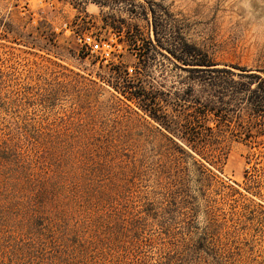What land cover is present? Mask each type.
<instances>
[{"label":"rangeland","instance_id":"obj_1","mask_svg":"<svg viewBox=\"0 0 264 264\" xmlns=\"http://www.w3.org/2000/svg\"><path fill=\"white\" fill-rule=\"evenodd\" d=\"M148 7L161 29V43L154 46L142 41L154 38ZM83 36L91 39V47L79 39ZM176 37L234 75L178 67L167 51ZM146 51L153 60L149 76L139 75L138 56ZM239 68L263 75L264 0H0V149L8 146L3 154L13 162H0V172L16 179L15 188L21 189L30 143L43 144L38 158L42 169L59 163L58 158L68 165L78 159L79 172H86L88 162L90 170L99 171L93 183L103 199L92 203L93 214L108 208L111 214L131 211L147 197L156 198L155 208L163 217L161 225L147 220L143 235L158 238L144 246L142 256L147 257L142 260L155 262L162 256V261L169 257L168 264H264V113L242 103L228 107L227 121L208 122L231 136L226 158L218 167L207 164L212 177L191 184L197 192L192 209L167 215L160 211L153 185V164L165 139L154 121L129 112L127 105L137 109L136 104L112 87L121 82L117 76L134 82L140 78V87L156 97L160 112L182 119L192 112V101L208 97L210 77L246 80L236 74ZM235 85L244 88L240 82ZM120 173V180L128 178L123 193ZM16 190L6 196H20ZM105 190L119 193V208L105 200ZM189 225L208 228L213 246L208 253L188 244L162 247L185 240ZM168 229L169 236L163 233ZM2 235L0 249L8 245ZM91 237L81 236L88 243L82 253L68 255L71 264H139L125 248L110 249L104 240L91 243Z\"/></svg>","mask_w":264,"mask_h":264},{"label":"trees","instance_id":"obj_2","mask_svg":"<svg viewBox=\"0 0 264 264\" xmlns=\"http://www.w3.org/2000/svg\"><path fill=\"white\" fill-rule=\"evenodd\" d=\"M148 8L153 17L154 38L151 39L148 36L147 40L142 41H147L149 45L154 46V42L161 43L158 37L161 29L154 10L151 7ZM108 27L114 28L111 24ZM136 41L138 40H134ZM172 41L173 47H167V51L175 61L180 63V65L177 64L178 67L191 72L234 75V72L227 68H218L217 64L209 60L200 48L184 42L181 37H176ZM151 60L148 51L138 56L140 69H142L139 75H143L142 73L146 76L150 75L153 64ZM239 69L241 72L236 74L239 77H245L246 80L238 81L233 78L215 80L210 77L206 81V85H209L208 97H205V100L192 101V112L182 119L160 112L161 108L156 102V97L140 87L142 79L138 78L134 82L125 76H117L121 82L117 80V84H112L118 93L136 104L138 110L127 105L131 110L129 112H133L142 120H146L145 116H147L154 121L159 129L158 132L165 139L166 147L157 153V160L153 164V185L158 189L156 195L161 204L159 207L161 212L168 215L176 213L182 207L192 209L197 192L191 186L196 182H202L206 176H213L207 164L218 167L225 160L231 136L219 127L216 130L210 127L208 122L211 119L216 125L227 121L228 107L231 105L240 107L242 103H248L258 115L264 113V70H261L263 75H260L244 72L247 71L245 68ZM113 71L117 74L118 68L114 67ZM124 71L126 74V70ZM237 82H240L244 88L237 87L235 85ZM252 84L253 88H251ZM131 88L136 90L133 91ZM180 107L186 106L183 104ZM30 145L32 155L21 189L16 190L15 186L19 185L16 179L5 178L7 172H0V229H3L0 232L7 240L5 243L8 242L7 246H1L0 249L3 253V264H71L68 255L76 250H80V253L84 251L82 247L86 240L81 238L84 233L91 234L92 237L89 238L91 243L104 240L110 249L125 248L127 255L132 256L133 263L166 264L167 262L168 264V261L171 263L169 257L167 261H162V256L155 262L142 260L146 259L145 256L147 257V254L142 256L144 246H150L154 239L158 238L143 235L148 226L147 220L152 224L161 225L163 217L155 208L156 198L147 197L146 201H141L137 207H131V211L129 207L117 209L111 214L108 208L93 214L92 203L101 202L103 199L99 196L101 192L99 194L95 192L93 183L99 176V171L90 170L93 166L88 165V162L85 165L86 172H79L76 163L78 159L71 160V164L68 165V162L60 163L58 158L59 163L50 162V166L42 169L38 167V164L41 159L40 154L44 153V145L33 143ZM5 148L8 149V146L4 144L0 149V162L8 164L10 160L3 154ZM11 164H13L12 161L8 165ZM128 172L133 173L130 170ZM120 175L117 182L120 181L122 184L123 189L120 193L121 191L123 193L128 178L120 180L124 174L120 173ZM112 180L115 179L112 177ZM15 190L20 192V196H6L7 193ZM108 193L106 190L102 192L106 195L105 200L109 203L114 202L119 208L117 200L120 197L116 196L119 193L112 190ZM88 214L90 218H86ZM83 224H86L85 228ZM186 228L185 240L165 242L162 247L168 249L173 246L172 249H178L188 244L197 252L208 253L209 248L213 247L208 228L194 225ZM163 233L169 236L170 229Z\"/></svg>","mask_w":264,"mask_h":264},{"label":"built area","instance_id":"obj_3","mask_svg":"<svg viewBox=\"0 0 264 264\" xmlns=\"http://www.w3.org/2000/svg\"><path fill=\"white\" fill-rule=\"evenodd\" d=\"M79 39H81V41L83 42V44H85L86 46H90V47H91V45H92V41H91V39H90L89 37H87V36H83V37H81V38H79ZM102 54H103L104 56H108V55H109V51L106 50V49H104V50L102 51ZM129 71H131V69H130Z\"/></svg>","mask_w":264,"mask_h":264}]
</instances>
